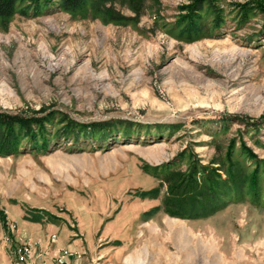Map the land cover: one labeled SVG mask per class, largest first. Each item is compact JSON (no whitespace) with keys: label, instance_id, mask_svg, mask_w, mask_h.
<instances>
[{"label":"rangeland","instance_id":"1","mask_svg":"<svg viewBox=\"0 0 264 264\" xmlns=\"http://www.w3.org/2000/svg\"><path fill=\"white\" fill-rule=\"evenodd\" d=\"M60 1L0 11V113L41 121L14 124V151L0 152V260L15 264L25 220L79 239L40 245L64 264H264L263 14L216 0L193 32L187 0L105 2L116 21ZM191 159L234 183L206 215L172 216L162 166Z\"/></svg>","mask_w":264,"mask_h":264},{"label":"trees","instance_id":"2","mask_svg":"<svg viewBox=\"0 0 264 264\" xmlns=\"http://www.w3.org/2000/svg\"><path fill=\"white\" fill-rule=\"evenodd\" d=\"M25 1H28L29 4L33 6L39 3L49 2L50 0H0V11L5 13L13 6H17ZM108 1L112 2L113 0H61L60 4L69 12L86 11L88 8L91 10L96 8L97 10V7H101L102 5V9H99L98 11V16L106 21H116L119 17L113 13L111 8L103 7V4ZM130 1L138 4L140 0ZM187 2V4L180 7V11L184 12L182 18L185 26L190 27L189 29L194 30L193 32H195V30H199V28L193 21V18L196 14L197 17L199 16L198 12L201 8H204L206 11H210L212 14H214V12L216 13L217 7H214L216 0H187ZM248 3H252L251 7L254 11H258V13L263 14L264 17V0H251ZM239 7L241 9L240 10L238 8L240 10V21L246 22V19L248 18L246 15L247 9L243 8L245 7L243 5H240ZM212 20L213 22L216 21L215 18ZM179 25L180 22L177 23V26ZM262 29L264 30V19L262 22ZM233 118L237 120V122H242L240 119L235 117ZM259 121H264V116L260 117ZM40 122L41 121L37 119L22 120L15 115L0 113V125H2L0 142H3L0 144V152L10 153L14 151V124H17L20 128L28 131L31 124H37L36 127L39 128L41 126ZM255 123H258V121H253L251 124ZM26 135L27 134H24L23 136L25 137ZM231 154L232 150L229 147L226 150L224 159L228 166L232 164L229 160ZM220 168L221 167L218 162H210L207 165H200L194 159L189 161L185 172L174 170L171 167V163L163 165L162 173H167L168 184L167 197L165 199L167 202L166 212L172 216H178L181 218H190L192 216L202 217L206 215L208 209L212 208L219 197L222 196L221 194H223L224 188H227L229 182L234 183L231 170L225 169V178L222 179L219 174V171H221ZM254 180V175L250 174L248 178L250 184L254 182Z\"/></svg>","mask_w":264,"mask_h":264},{"label":"crops","instance_id":"3","mask_svg":"<svg viewBox=\"0 0 264 264\" xmlns=\"http://www.w3.org/2000/svg\"><path fill=\"white\" fill-rule=\"evenodd\" d=\"M19 226L20 227H18L15 232V238L21 241H36L40 243V245L49 249L62 248L66 250H77V248H79L81 245L79 239L71 238L72 235L69 233V231L58 229V227L53 226L49 223L39 224L21 220ZM51 235H54V238H51ZM67 260L69 264H83L81 263V257L78 259H74V257H69ZM0 264L12 263L5 261V259H1Z\"/></svg>","mask_w":264,"mask_h":264},{"label":"built area","instance_id":"4","mask_svg":"<svg viewBox=\"0 0 264 264\" xmlns=\"http://www.w3.org/2000/svg\"><path fill=\"white\" fill-rule=\"evenodd\" d=\"M8 229L14 230V224H8ZM51 238H54L51 235ZM12 259L15 264H64L66 252L48 251L41 248L36 241L24 240L20 241L12 250Z\"/></svg>","mask_w":264,"mask_h":264},{"label":"bare ground","instance_id":"5","mask_svg":"<svg viewBox=\"0 0 264 264\" xmlns=\"http://www.w3.org/2000/svg\"><path fill=\"white\" fill-rule=\"evenodd\" d=\"M263 246H264V244H263Z\"/></svg>","mask_w":264,"mask_h":264}]
</instances>
